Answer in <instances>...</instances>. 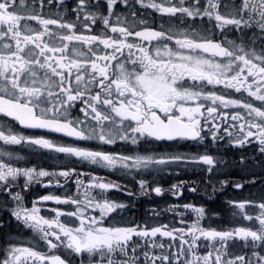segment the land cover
<instances>
[{
  "label": "snow or ice",
  "instance_id": "1",
  "mask_svg": "<svg viewBox=\"0 0 264 264\" xmlns=\"http://www.w3.org/2000/svg\"><path fill=\"white\" fill-rule=\"evenodd\" d=\"M0 116V264H264V0H0Z\"/></svg>",
  "mask_w": 264,
  "mask_h": 264
},
{
  "label": "flooded vegetation",
  "instance_id": "2",
  "mask_svg": "<svg viewBox=\"0 0 264 264\" xmlns=\"http://www.w3.org/2000/svg\"><path fill=\"white\" fill-rule=\"evenodd\" d=\"M6 120V118L0 116V122H4ZM109 178L111 179H116L115 175L109 174ZM183 178H187L186 176H184ZM195 178V177H193ZM164 187L167 188L168 187V182H164ZM203 187V185H201V188ZM185 196L189 198V202L192 203H199L200 201H203L204 199H206V195L204 193H200V194H192V193H185ZM157 201H166V202H171L173 200V198L166 194L165 197H156L154 198ZM181 199H184V197H181ZM161 207H163V203L161 204ZM170 215V214H169Z\"/></svg>",
  "mask_w": 264,
  "mask_h": 264
}]
</instances>
